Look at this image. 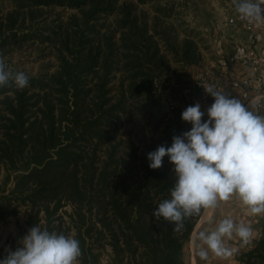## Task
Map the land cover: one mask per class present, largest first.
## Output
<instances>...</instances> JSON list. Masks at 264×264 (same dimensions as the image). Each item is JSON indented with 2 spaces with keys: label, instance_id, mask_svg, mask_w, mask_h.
Returning <instances> with one entry per match:
<instances>
[{
  "label": "trees",
  "instance_id": "16d2710c",
  "mask_svg": "<svg viewBox=\"0 0 264 264\" xmlns=\"http://www.w3.org/2000/svg\"><path fill=\"white\" fill-rule=\"evenodd\" d=\"M179 1L0 0L6 64L26 43L54 61L23 89L0 87V221L25 214L9 248L39 225L76 238L79 264H99L106 247L109 264H186L200 215L180 231L152 216L176 178L168 157L157 170L147 159L185 132L176 95L185 101L200 63ZM236 260L264 264V219Z\"/></svg>",
  "mask_w": 264,
  "mask_h": 264
},
{
  "label": "clouds",
  "instance_id": "9594fccd",
  "mask_svg": "<svg viewBox=\"0 0 264 264\" xmlns=\"http://www.w3.org/2000/svg\"><path fill=\"white\" fill-rule=\"evenodd\" d=\"M241 19L264 24V0H232ZM18 89L29 85L24 72H13L0 55V87ZM213 98L206 113L196 103L188 106L181 119L191 124L189 131L173 136L171 146H159L147 154L149 168L160 169L164 158L174 166V186L152 213L155 219L173 223L174 231L202 210L215 211L222 204L237 201L250 216H264V114L251 110L236 97L213 87L205 88ZM207 115V120L204 119ZM212 223V221H209ZM251 224L225 215L214 226L194 236L196 255L205 264L210 255L229 260L240 246L254 239ZM15 250L6 248L0 264H79L80 242L71 235L30 227L17 241Z\"/></svg>",
  "mask_w": 264,
  "mask_h": 264
},
{
  "label": "rangeland",
  "instance_id": "374dc122",
  "mask_svg": "<svg viewBox=\"0 0 264 264\" xmlns=\"http://www.w3.org/2000/svg\"><path fill=\"white\" fill-rule=\"evenodd\" d=\"M168 1L172 2L173 0ZM180 1L182 6H179V9L188 27L196 32L194 37H196V40L199 42L200 52L199 65L189 69L191 89L183 92V95L186 97L185 101H181V97L176 95L180 100V105L183 106L185 104L184 108L186 109L188 106H193L194 98L198 94L197 83L199 80L215 79L217 71L220 70L221 56L224 54V51L220 52V50H224L223 48L225 46L228 48L227 50L230 51L232 50L231 48L235 46L234 43H232V39L226 34L227 26H230L228 24V19L234 14L235 8L232 0ZM50 10L62 12L64 17L71 13L62 8H52ZM41 54V46L26 43L22 48L7 55L6 58H8V65L11 69L24 72L30 76H35L47 68L53 69V58L47 56V51L44 52V57H42ZM204 119L207 120V115H205ZM184 127L185 131H189L191 129V124L184 122ZM24 222L25 214L23 210L16 216H10L4 221H0V244H3L7 238L16 237L19 232L18 228L23 226ZM106 251H110V249L106 247ZM106 251H101L98 258L99 264H109V259L106 253L104 254ZM185 260L188 263L190 262L189 257Z\"/></svg>",
  "mask_w": 264,
  "mask_h": 264
},
{
  "label": "built area",
  "instance_id": "2783aa9c",
  "mask_svg": "<svg viewBox=\"0 0 264 264\" xmlns=\"http://www.w3.org/2000/svg\"><path fill=\"white\" fill-rule=\"evenodd\" d=\"M230 26L240 25L249 34L251 44H237L231 56L220 61L222 67L237 63L242 76L230 81L228 86L208 79H200L197 83L198 96L201 101L211 105L213 98L205 92V88L213 87L216 90L234 91L237 98L253 111L262 114L264 110V49L257 51L256 46L261 44L264 36V24L256 25L241 19L234 14L228 19Z\"/></svg>",
  "mask_w": 264,
  "mask_h": 264
},
{
  "label": "crops",
  "instance_id": "0c3cea01",
  "mask_svg": "<svg viewBox=\"0 0 264 264\" xmlns=\"http://www.w3.org/2000/svg\"><path fill=\"white\" fill-rule=\"evenodd\" d=\"M237 27V28H236ZM226 34L232 39V43L236 46L237 44H251L250 41V36L249 34L244 30V28L240 25H235V26H227L226 29ZM234 46V47H235ZM234 47L231 48L232 52L227 50L224 46V50H220V52L224 51L223 56H221V59H225L229 56H231L234 52ZM257 51H261L264 49V36H263V41L261 44L256 46ZM219 60V61H220ZM242 72L240 70V67L237 63H231L228 64L227 66H220V70L217 71V75L215 79H211L215 82H219L224 84L225 86H228L230 81L241 77ZM227 94L236 97L237 98V93L234 91H227ZM207 104V103H206ZM206 104H200L201 105V110L206 112L207 110V105ZM262 114H264V110L262 111ZM225 215L233 217L235 220L239 221H244L245 223L251 224V226L254 229V239L252 240L251 244L247 246H240V243L238 240L234 239L230 241V245L233 247L238 248V252L229 260H220L218 258H215L214 256L210 255V259L207 262V264H238V261L236 260V256H238L239 253L242 252H248L252 249L254 242L259 238L260 236V229H261V224L263 222L264 216H250L246 213V211L239 205V203L235 200L222 204V206L215 211H205L203 210L199 219L197 220L193 231L190 235L189 241L186 244V247L184 249V258H190V262L188 263L186 260V264H205L204 261H201L199 257L196 255V242L194 241V236L196 233H198L201 230H204L205 228L212 227L214 226V223L218 221L219 219L223 218ZM209 221H212V223H209ZM13 237L7 238L3 244H0V248L6 245L7 248L10 247L11 240ZM193 260V261H192Z\"/></svg>",
  "mask_w": 264,
  "mask_h": 264
}]
</instances>
